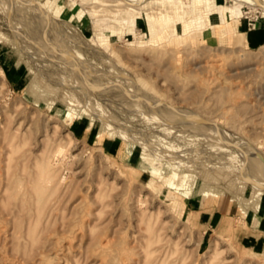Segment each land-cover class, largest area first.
<instances>
[{
	"label": "rangeland",
	"instance_id": "374dc122",
	"mask_svg": "<svg viewBox=\"0 0 264 264\" xmlns=\"http://www.w3.org/2000/svg\"><path fill=\"white\" fill-rule=\"evenodd\" d=\"M192 1L148 37L113 3L0 0V264H264L224 193L264 192V58L236 28L264 0H213L224 23ZM190 196L224 222L203 234Z\"/></svg>",
	"mask_w": 264,
	"mask_h": 264
},
{
	"label": "crops",
	"instance_id": "0c3cea01",
	"mask_svg": "<svg viewBox=\"0 0 264 264\" xmlns=\"http://www.w3.org/2000/svg\"><path fill=\"white\" fill-rule=\"evenodd\" d=\"M237 31L239 35L243 36L246 47L256 48L264 47V23H259L252 30H248L244 22L239 21L236 24ZM7 71H9L7 69ZM83 129V130H82ZM79 137L83 140L88 141L91 137V127L90 126H80L75 124L72 128ZM96 140L98 136L94 137ZM101 146L107 152L113 153L115 151V143L109 141V139H103ZM120 145L116 149L118 152ZM132 152L129 153L128 157L131 158ZM185 181H182V188L188 189L191 185H185ZM247 187L237 188L232 193L224 192L228 195L231 200H237L239 202L238 212L242 223L239 224L236 232L240 236V241L243 248L250 249L251 251H264V192L260 193V190L252 188L250 190L249 196H243ZM220 191L213 193L215 196L220 195ZM203 197V196H201ZM204 198V197H203ZM187 209L191 214H195L197 223L202 230L203 234L212 231L219 224L224 222L226 216L219 207L213 209L212 211L205 210L203 204L196 197L190 196L186 200ZM232 218L231 216H228Z\"/></svg>",
	"mask_w": 264,
	"mask_h": 264
},
{
	"label": "bare ground",
	"instance_id": "6f19581e",
	"mask_svg": "<svg viewBox=\"0 0 264 264\" xmlns=\"http://www.w3.org/2000/svg\"><path fill=\"white\" fill-rule=\"evenodd\" d=\"M90 1H100V0H90ZM101 4L105 6H109L110 3H113V7H116L117 10L113 11L112 13H116L117 19H122L124 21H128L135 27V23L137 20H145L147 27H148V37H152L157 30V27L159 24L163 25H176L179 23H182V27L185 26L186 23V12L184 11L181 13L180 17L177 16V10L176 5H178V2L180 4L185 6L184 0H162L166 1L167 3L171 4V9L169 11V14H165L162 12V10L156 12V16L153 17V19H150L148 16L144 17V13L141 12L138 8H135L132 6L133 1L132 0H114V1H108V0H101ZM251 1V0H250ZM194 6H209V10H204L203 15L200 19H208L211 20L212 16H216L217 20L224 23L226 19L229 17L234 16V7L229 8V11H227L224 7H219L214 4L213 0H193ZM119 6H122L124 9L122 11L119 10ZM257 11V10H256ZM261 11V10H260ZM119 12L125 13L124 15H121L118 17ZM262 12V11H261ZM178 19H181V21H178ZM193 24L197 25L198 27H201V21L199 20H193ZM167 26V27H169ZM175 30H172L174 32ZM240 37V43L242 45H245V42L243 40V36L239 35ZM259 57L264 58V47L260 48L259 50ZM3 75V73H2ZM4 78V75L2 76Z\"/></svg>",
	"mask_w": 264,
	"mask_h": 264
},
{
	"label": "built area",
	"instance_id": "2783aa9c",
	"mask_svg": "<svg viewBox=\"0 0 264 264\" xmlns=\"http://www.w3.org/2000/svg\"><path fill=\"white\" fill-rule=\"evenodd\" d=\"M256 12V11H255ZM256 14H260V13H258V12H256ZM245 15H247V14H245ZM260 16L262 17V15L260 14ZM245 20L247 19L248 20V26L250 27V26H252V22H251V16L249 15L248 17L247 16H244L243 17ZM257 19H258V17L257 16H255V18H254V21H257Z\"/></svg>",
	"mask_w": 264,
	"mask_h": 264
}]
</instances>
